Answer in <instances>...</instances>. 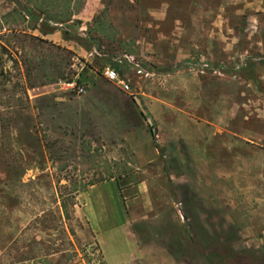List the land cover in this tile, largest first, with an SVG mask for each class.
I'll return each instance as SVG.
<instances>
[{
	"label": "rangeland",
	"instance_id": "rangeland-1",
	"mask_svg": "<svg viewBox=\"0 0 264 264\" xmlns=\"http://www.w3.org/2000/svg\"><path fill=\"white\" fill-rule=\"evenodd\" d=\"M27 3L0 0L7 49L0 61V264H106L78 196L92 183L136 172L130 181L144 178L149 191L132 208L135 228L153 254L171 255L167 264H264V0H112L98 13L101 22L86 28L76 20L52 40L22 24ZM62 5L49 0L46 15L58 18ZM104 16L134 17L139 37L166 53L147 59L124 18L104 37ZM171 46L183 54H169ZM129 52L154 73L132 74L134 94L140 82L164 96L166 80L177 74L189 80L180 105L201 93L208 116L192 115L219 118V134L209 137L212 126L193 122L192 138L162 149V163L138 167L122 132L144 117L134 95L103 75ZM136 133L149 147V134ZM104 189L112 201L114 193L120 228L102 233L103 249L137 264L124 203L114 183Z\"/></svg>",
	"mask_w": 264,
	"mask_h": 264
},
{
	"label": "crops",
	"instance_id": "crops-1",
	"mask_svg": "<svg viewBox=\"0 0 264 264\" xmlns=\"http://www.w3.org/2000/svg\"><path fill=\"white\" fill-rule=\"evenodd\" d=\"M27 3L28 11L24 12L25 17L21 20L22 24L27 25L29 32L33 35H40L43 39H62L63 34L68 29L67 24H72L76 20L82 22L86 28L88 24L101 22L98 19V13L104 8H106L110 1L112 0H62L63 5L61 6V10L57 12L58 18L49 17L46 15L45 10L48 8L49 0H28ZM122 1V0H116ZM133 1V0H130ZM26 3V2H25ZM64 15V16H63ZM126 19L132 26L129 33L132 34V39L136 42V45L140 47L142 45V53L147 57V59H155L154 56L157 54H165L166 51L160 52L156 50V46L153 41H146L139 37L137 30V25H135V18L128 16H104V37L108 36V29L111 27V24L117 25L121 19ZM154 19L158 21H163L167 19L165 15L155 16ZM99 20V21H98ZM47 23V24H46ZM31 24V26H29ZM59 27L66 28L65 30L60 29ZM27 31H23L25 33ZM116 33L122 34V37L126 39V33L121 30L120 27L116 26ZM131 40V39H127ZM140 49V48H138ZM179 49V48H178ZM175 49V47L171 46L168 49L169 54H173L174 52L177 55L181 56L183 53L181 50ZM138 51V50H137ZM132 56L135 62L140 63V61L136 57V52L126 53ZM113 66V65H112ZM129 66L131 68V72L126 70V67ZM115 67L118 68L120 73L130 79L132 81L133 77L142 78L136 72V66L129 60H125L123 64H116ZM104 75V74H103ZM105 77V76H104ZM106 78V77H105ZM107 79V78H106ZM108 80V79H107ZM114 87L119 89L124 93V96H129L131 94L123 91L121 87L113 81L108 80ZM200 82V81H199ZM203 83V81H201ZM185 83H189V80L178 79L177 74L170 75L164 84L165 94L164 96H160L150 91V88L140 84L138 82V90H136V94L134 95L135 101L132 100L133 103L140 116H143V122L138 123L133 126L132 129H127L122 133L125 135V138L130 146L135 158L136 164L140 168H146L153 163L159 164L162 161V149L166 152H170L172 150V145L174 141H180L182 139L190 140L192 137L189 133V127L191 123H195L199 127L208 126L212 129L208 131V136L215 138L219 134L220 131V119L211 121L210 118L204 120L203 116L192 115L193 111H202L207 115V111L209 107L204 105V98L201 93L197 94V101L192 102V104L187 103L186 105H180L178 102L181 99V102H184V95H189V90L186 89ZM203 86V84H201ZM96 88L100 92H103L104 84L96 85ZM196 95V94H195ZM191 103V101H190ZM145 106V111L142 112L141 107ZM191 109V110H190ZM145 115V116H144ZM149 125H154V134L158 138V143L155 142L154 135L149 128ZM142 129L145 133L149 134L150 146H146L147 144L141 142L137 136V130ZM211 131V133H210ZM200 138L205 139V132L196 133ZM204 144L202 148L205 149V145L208 146L210 143ZM213 144V143H211ZM168 155H165L167 157ZM139 169V168H138ZM139 171V170H138ZM144 173V171H143ZM133 175H137L136 173H128L118 178H111L105 181H101L90 185L84 191H82L78 198L82 201L83 207L82 212L83 215L88 220L92 231L94 232L98 242L101 246L104 261L106 264H131L129 261L127 263H121L119 258L113 257L110 258L105 250L103 249L102 242V233L103 232H117L119 230V222L116 219V211L114 208V193H113V201L110 199L111 195L106 194V190L104 189L105 185L109 183H114L119 192L120 198L122 199L125 206V220L123 226L129 235L133 238L136 250H137V259L133 262H137V264H167V262L172 263L173 257L169 255L168 257L161 256L157 249H155V254H153L154 250L149 249V245H144L140 239V236L135 228L136 222V214L133 213V209L138 203L147 199L148 195V184L147 181L142 179H136V181H130ZM114 191V190H112ZM115 192V191H114ZM94 199L92 196H94ZM156 247V246H155Z\"/></svg>",
	"mask_w": 264,
	"mask_h": 264
},
{
	"label": "built area",
	"instance_id": "built-area-1",
	"mask_svg": "<svg viewBox=\"0 0 264 264\" xmlns=\"http://www.w3.org/2000/svg\"><path fill=\"white\" fill-rule=\"evenodd\" d=\"M125 60H129L132 63L135 64L136 66V72L138 75H140L141 77H152L154 75L153 72L147 70L145 67H143L140 63L135 62L134 58L126 53L120 54L116 57H114V61L117 64H123V62ZM104 76L113 82H116L123 91L135 95L134 91H133V87H132V81L126 77H124L120 71L118 70L117 67L115 66H107L104 69L103 72ZM70 86L72 87H76V89L78 90V93H85L86 92V88L84 85H78L75 82H70L68 83Z\"/></svg>",
	"mask_w": 264,
	"mask_h": 264
},
{
	"label": "trees",
	"instance_id": "trees-1",
	"mask_svg": "<svg viewBox=\"0 0 264 264\" xmlns=\"http://www.w3.org/2000/svg\"><path fill=\"white\" fill-rule=\"evenodd\" d=\"M65 33L68 34L67 31H65ZM6 50H7L6 47L3 46V45L1 44V42H0V61L2 60L1 53H2L3 51H6ZM72 81H73V80H68V82H72ZM151 131H152V129H151ZM91 185H93V183H92Z\"/></svg>",
	"mask_w": 264,
	"mask_h": 264
}]
</instances>
